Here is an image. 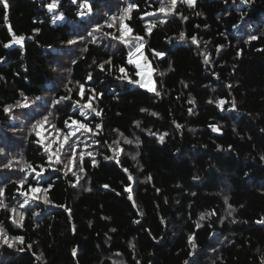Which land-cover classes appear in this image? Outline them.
I'll use <instances>...</instances> for the list:
<instances>
[{
	"label": "trees",
	"instance_id": "trees-1",
	"mask_svg": "<svg viewBox=\"0 0 264 264\" xmlns=\"http://www.w3.org/2000/svg\"><path fill=\"white\" fill-rule=\"evenodd\" d=\"M51 2L0 0V204L17 209L0 207V225L24 240L0 242V264H264V0H177L168 14L170 0ZM124 25L159 95L117 78L143 83L112 38ZM9 26L23 46H3ZM72 120L98 134L65 141Z\"/></svg>",
	"mask_w": 264,
	"mask_h": 264
},
{
	"label": "snow or ice",
	"instance_id": "snow-or-ice-1",
	"mask_svg": "<svg viewBox=\"0 0 264 264\" xmlns=\"http://www.w3.org/2000/svg\"><path fill=\"white\" fill-rule=\"evenodd\" d=\"M2 2H3V7L5 9H7L8 8L7 0H2ZM73 2H75V0H73ZM180 2L181 3H185V4H187L190 7H193V6H195L196 0H180ZM243 2L244 3H248L249 0H243ZM176 5H177V0H170L169 7H167V8L165 6H163V3H162L161 4V7L159 8V12L165 13V14H168L169 12H173L176 9ZM58 6H59V0H52L51 3L47 4V8H48V10L50 12L56 10L58 8ZM81 8L87 9L88 12H91V5L88 4L87 2L83 3L81 5ZM134 8H137V5L135 3H129L128 6H127V8L124 10V15L127 16L130 19L131 17H130L129 14L132 12V10ZM78 14L81 15V16H83L85 13L83 11H81ZM154 14L155 13H147V15H154ZM123 18L124 17H121L120 19L123 20ZM141 18H143V17H141ZM5 19H7V17H5ZM63 19H64V16L61 13L60 15L54 17L53 22L55 23L56 20H63ZM183 19H187V17H183ZM160 22L161 23H164L166 21H160ZM108 26L109 27H112L113 25L112 24H109ZM9 31L11 33V41L9 43L3 44V46L5 48L11 47L13 44L23 46L25 37L23 35L17 36L14 32L11 31L10 26H9ZM131 32H132V29L131 28H128L127 25H124V31H123V33L119 37L113 36L112 38L113 39H119L122 43H124L126 45H130L131 47H134L137 52H140V50L143 48V44L140 43V42L143 41L144 38L137 35L135 37H132V40L131 41L126 40L125 39V35L130 34ZM150 32H151V28L148 29V33L149 34H150ZM181 39H184V34L183 33H181ZM250 39L255 40V39H257V37L256 36H252V37H250ZM133 41L135 43H133ZM193 42L196 43L195 37H193ZM68 43L69 44H73V43H76V41L69 40ZM133 55L134 54L130 51L129 52V56H128V61H127L128 64H134L135 67H136V69H139L138 71H135L133 73V75L134 76L141 77V79H143L144 76H145V73L147 72V74L149 76L148 82L147 83H141L139 80L132 79V77H130L128 75V73L126 72V70H125L124 67H120L119 68V71H120V73L123 74V76L122 77H117V78L118 79H120V78L127 79L129 83L139 84L140 87L146 88L147 91H149V92H155L156 95H159V92L156 91V88L154 86V82L151 80V72H152V69L150 67H148V68H141V65H140L139 61L133 59ZM156 55H161V54L160 53H156ZM0 62H2V61H0ZM207 62H208V59L206 58L205 63H207ZM105 63L111 64V60H108ZM100 68H101V70H103V65H100ZM91 78H92L91 75H89L88 76V79L91 80ZM79 87H80L79 94H80L81 97H83L84 96V86L83 85H80ZM91 91L93 92V94H95L94 93V89L91 90ZM25 99H27V98H25ZM37 99H39V97H37ZM64 99H70V97H61V100H64ZM59 102H60L59 100L56 101V103H59ZM189 102L190 103H194V101H189ZM211 102L212 101H209V103H211ZM219 103H220L221 106H223L225 104V101L224 100H221ZM23 106L24 107H27L28 105H27V103H25ZM80 107L82 109H84V108L90 109L91 112L95 113L96 115H100V113L97 111V109L93 106V104L91 102V98H89V101L87 103L81 104ZM232 108H233V110L235 109V104L234 103L232 105ZM9 111H10V108H5V112H9ZM141 111H147V109H141ZM189 111H191V110H189ZM79 115L80 116H85V112L84 111H80ZM152 115L155 116L156 113H152ZM69 119H71V117ZM46 122H47V117H45L43 121L38 122L33 127H34V129L41 128L43 126V124L46 123ZM65 123L68 126V128L71 130L69 133H67L64 136V140L65 141H67L70 136H75L76 132H78L80 130H84L85 132H91L93 134H98V131L100 129V126L97 125L96 131H94L87 124H85L83 122H79L77 120H72L71 124H68L67 121ZM177 126L179 127V125H177ZM53 127H55V125H53ZM137 127H139V124H137ZM213 131H219V129L216 128L215 126H213ZM57 132H60V130L57 129ZM149 134L152 135L151 132H149ZM37 135H39V132L37 133ZM121 135H123V134H121ZM159 139H160L161 142H163L164 136L163 135L160 136ZM53 143H55V141H53ZM76 143H78V141H74L73 142V145L70 146L73 149V155H72L71 159H74L75 158L74 148H75V144ZM125 143L131 144L132 141L125 140ZM63 147H64V144L61 143L60 144V148H63ZM45 150L48 151L49 149L46 148ZM58 153H59V148L56 150V152H52L51 155L55 156L56 157V162L59 163L60 162V157H59ZM89 155H91V153ZM132 158L135 160L136 159V156H133ZM105 159H109V157H105ZM81 160H82V157H81ZM261 160H264V156H261ZM117 163H119V161H117ZM5 166L6 167H10L11 165H5ZM27 167L28 168H31L32 166L31 165H28ZM65 167H67V165H65ZM33 171H35V169H33ZM125 171H127V169H125ZM73 174L75 175V173H73ZM128 179L129 180H132L131 175L128 176ZM26 180H27V177H25L24 180H21L20 181L21 185H23V183ZM105 187H107V186H105ZM88 190L91 191V189H88ZM32 191L35 193V192L40 191V189L33 188ZM126 191L131 192V188H127ZM2 195H3V191L0 190V196H2ZM22 195H26V193H22ZM129 199H132V197L129 196ZM45 202L47 203L48 201L45 200ZM225 203L226 204L228 203L227 198L225 199ZM0 207H3L4 209H8V205H6V204H0ZM21 207H23V205H21ZM229 208H230V211H229L228 215L231 216L232 215V212H234L235 209H232L231 208V205H229ZM8 210L11 213H13L14 215L17 213V209L16 208H11V209H8ZM22 219H23V215L21 214V220ZM200 219L203 220L204 219V216L202 215L200 217ZM138 222L139 221H137V223ZM232 222L235 223V220H233ZM13 223H19V222L16 221L15 219H13ZM257 223H264V220H258ZM113 231H115V230L113 229ZM17 241L19 243L23 244V242H24L23 237H14V238L11 239V242H10V239L8 238L5 229L3 228L2 225H0V242H2L3 244L8 245V247H13V245ZM194 241H195V237H190L189 242L192 243V244H194ZM28 247L30 248L31 246L29 245ZM133 247H134V245H133ZM20 250H23V249H20ZM75 254H76V252H75V250H73V255H75ZM37 259L38 260L39 259H42V257H37ZM45 264H46V262H45ZM114 264H115V262H114ZM186 264H187V262H186Z\"/></svg>",
	"mask_w": 264,
	"mask_h": 264
},
{
	"label": "rangeland",
	"instance_id": "rangeland-1",
	"mask_svg": "<svg viewBox=\"0 0 264 264\" xmlns=\"http://www.w3.org/2000/svg\"><path fill=\"white\" fill-rule=\"evenodd\" d=\"M133 43H135V42L133 41ZM128 48H129V51H131L134 54L133 55V59L139 61L140 65H141V68H148V67H150L148 58L145 55L144 47L140 50V52H137L135 50V48L134 47H131L130 45H128ZM148 80H149V76H148V74L146 72L145 73V76L143 78V83H147Z\"/></svg>",
	"mask_w": 264,
	"mask_h": 264
},
{
	"label": "built area",
	"instance_id": "built-area-1",
	"mask_svg": "<svg viewBox=\"0 0 264 264\" xmlns=\"http://www.w3.org/2000/svg\"><path fill=\"white\" fill-rule=\"evenodd\" d=\"M140 43H142V41H141ZM151 80L153 81V77H152V75H151Z\"/></svg>",
	"mask_w": 264,
	"mask_h": 264
},
{
	"label": "water",
	"instance_id": "water-1",
	"mask_svg": "<svg viewBox=\"0 0 264 264\" xmlns=\"http://www.w3.org/2000/svg\"><path fill=\"white\" fill-rule=\"evenodd\" d=\"M131 196V195H130ZM132 197V196H131Z\"/></svg>",
	"mask_w": 264,
	"mask_h": 264
}]
</instances>
